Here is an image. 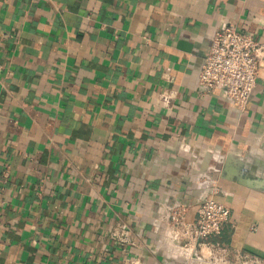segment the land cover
<instances>
[{
  "label": "crops",
  "instance_id": "0c3cea01",
  "mask_svg": "<svg viewBox=\"0 0 264 264\" xmlns=\"http://www.w3.org/2000/svg\"><path fill=\"white\" fill-rule=\"evenodd\" d=\"M228 25L264 0H0V264H199L170 213L211 194L264 258V65L244 110L198 85Z\"/></svg>",
  "mask_w": 264,
  "mask_h": 264
},
{
  "label": "built area",
  "instance_id": "2783aa9c",
  "mask_svg": "<svg viewBox=\"0 0 264 264\" xmlns=\"http://www.w3.org/2000/svg\"><path fill=\"white\" fill-rule=\"evenodd\" d=\"M263 65L264 44L228 25L212 37L199 71L198 85L207 92L225 90L235 106L244 110ZM160 97L169 103L167 94L163 92ZM229 218L230 207L211 194L194 207L175 206L170 213L169 225L175 244L197 254L199 264H264L263 257L242 250L232 252L224 243L209 239L221 233L222 225ZM110 238L119 244L134 243L130 228L122 223L112 228ZM204 249L208 250V255L204 254ZM129 264H140V259H131Z\"/></svg>",
  "mask_w": 264,
  "mask_h": 264
},
{
  "label": "bare ground",
  "instance_id": "6f19581e",
  "mask_svg": "<svg viewBox=\"0 0 264 264\" xmlns=\"http://www.w3.org/2000/svg\"><path fill=\"white\" fill-rule=\"evenodd\" d=\"M208 250L207 249H204V254H207L208 255Z\"/></svg>",
  "mask_w": 264,
  "mask_h": 264
},
{
  "label": "water",
  "instance_id": "95a60500",
  "mask_svg": "<svg viewBox=\"0 0 264 264\" xmlns=\"http://www.w3.org/2000/svg\"><path fill=\"white\" fill-rule=\"evenodd\" d=\"M254 183H256V184H259V182H257V181H256V182H254ZM196 255H197V254H196Z\"/></svg>",
  "mask_w": 264,
  "mask_h": 264
}]
</instances>
